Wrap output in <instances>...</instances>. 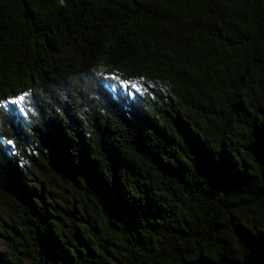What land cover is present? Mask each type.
Instances as JSON below:
<instances>
[{
    "label": "trees",
    "instance_id": "1",
    "mask_svg": "<svg viewBox=\"0 0 264 264\" xmlns=\"http://www.w3.org/2000/svg\"><path fill=\"white\" fill-rule=\"evenodd\" d=\"M0 104V264L264 256V0H0Z\"/></svg>",
    "mask_w": 264,
    "mask_h": 264
},
{
    "label": "water",
    "instance_id": "2",
    "mask_svg": "<svg viewBox=\"0 0 264 264\" xmlns=\"http://www.w3.org/2000/svg\"><path fill=\"white\" fill-rule=\"evenodd\" d=\"M184 264H264V256L249 254L244 256L240 261L230 260L225 257H221L216 261L199 258Z\"/></svg>",
    "mask_w": 264,
    "mask_h": 264
},
{
    "label": "rangeland",
    "instance_id": "3",
    "mask_svg": "<svg viewBox=\"0 0 264 264\" xmlns=\"http://www.w3.org/2000/svg\"><path fill=\"white\" fill-rule=\"evenodd\" d=\"M122 85L125 86L124 83H122ZM134 85L137 86L136 83ZM0 105H2V104H0ZM9 212L10 211H9L8 204L3 203V202H0V226L2 224V221H6L8 219V216L10 214ZM0 233L2 234V231L1 230H0ZM1 234H0V245H3V243H4L5 240L1 236Z\"/></svg>",
    "mask_w": 264,
    "mask_h": 264
},
{
    "label": "snow or ice",
    "instance_id": "4",
    "mask_svg": "<svg viewBox=\"0 0 264 264\" xmlns=\"http://www.w3.org/2000/svg\"><path fill=\"white\" fill-rule=\"evenodd\" d=\"M26 96H27V93H25L24 95H21L16 101H12V102L13 103H20V102L24 101Z\"/></svg>",
    "mask_w": 264,
    "mask_h": 264
}]
</instances>
